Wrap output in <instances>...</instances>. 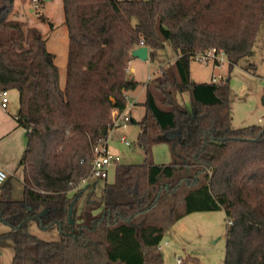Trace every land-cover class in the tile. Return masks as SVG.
Here are the masks:
<instances>
[{"label": "trees", "instance_id": "1", "mask_svg": "<svg viewBox=\"0 0 264 264\" xmlns=\"http://www.w3.org/2000/svg\"><path fill=\"white\" fill-rule=\"evenodd\" d=\"M61 1L63 85L41 32L17 18L14 0H0V90H17L16 122L27 135L21 178L7 174L0 184L8 227L0 238L13 241L11 264H163L156 247L164 232L191 212L218 209L226 217L223 264H264V124L233 127L228 78L198 82L189 70L210 47L224 50L229 68L255 70L264 0ZM140 45L149 59L166 45L175 53L145 83L138 121L141 142L168 141L175 157L116 163L114 181L105 178L71 224L68 206L82 194L111 112L124 110L126 92L140 84L128 71ZM153 127L157 139L149 140ZM32 220L56 226L59 238L31 234Z\"/></svg>", "mask_w": 264, "mask_h": 264}, {"label": "rangeland", "instance_id": "2", "mask_svg": "<svg viewBox=\"0 0 264 264\" xmlns=\"http://www.w3.org/2000/svg\"><path fill=\"white\" fill-rule=\"evenodd\" d=\"M38 8H34L33 0H14V12L17 18L24 21L26 26L36 27L46 39L47 49L55 55V64L58 67L60 84L63 85L66 75L67 61V31L63 23V8L61 0H38ZM40 14L46 20L40 18ZM51 23V25H50ZM255 55L251 58L255 63L254 69H246L242 65L229 68L227 60L220 64L210 61L192 60L189 65L191 79L198 82L211 81L212 74L228 78L230 89L231 124L233 127H242L254 124H264V27H262L255 45ZM175 53L166 45L157 52L153 59L140 60L132 58L129 68L133 69V77L140 81L135 90L127 93V106L131 110L132 121L125 128H112L107 137V150L118 156V164L150 163L168 164L176 154V149L168 141H149L147 145L139 139L141 131L139 120L145 112L142 101L145 97V83L151 76L157 74L161 65L171 60ZM11 106L19 107V97L16 89L8 90ZM188 101L187 92L183 94ZM155 128H151L148 139H157ZM124 135L129 145L120 140ZM115 165L108 169L107 182L114 181ZM20 170V169H19ZM22 172L20 170L19 177ZM89 181H95L89 178ZM104 179H97L94 193L101 195ZM84 187L83 184L80 185ZM73 194V192L71 193ZM86 194H81L77 202L76 216L85 205ZM8 227L0 222V233ZM28 230L36 237L50 241L59 238L56 226L40 229L35 221L28 222ZM226 217L223 209L210 211H196L184 215L175 221L165 232L162 240L156 247L163 255V264H223L226 249ZM14 253L13 241L10 238H0V264H11ZM180 258L181 262L177 259ZM28 264H32L28 262Z\"/></svg>", "mask_w": 264, "mask_h": 264}, {"label": "built area", "instance_id": "3", "mask_svg": "<svg viewBox=\"0 0 264 264\" xmlns=\"http://www.w3.org/2000/svg\"><path fill=\"white\" fill-rule=\"evenodd\" d=\"M38 4H39L38 0H33L34 8H38ZM194 59L199 61H206V62L210 61L213 64H220L224 59H226V54L224 50L221 48L210 47L204 51L197 52L194 56ZM220 79H223L222 75L215 76L212 74L211 76L212 82H217ZM8 101H9L8 90L6 89L0 90V106L2 108H6ZM131 120L132 118L130 116L128 106H126V108L121 111L117 109H113L111 112L110 130L112 128H125L127 124L131 122ZM120 140L126 145L130 144L126 140V137L124 135L120 136ZM106 141L94 147L93 149L94 155L91 160L90 173L88 176L82 177L80 179L79 185L89 182V178H92L93 180L107 178L109 167L111 165H115L116 163H118L119 157L109 153V151L107 150ZM6 177H7V172L2 167H0V184L3 183ZM160 247L161 246L158 245V248ZM177 261L181 262V259L178 258Z\"/></svg>", "mask_w": 264, "mask_h": 264}, {"label": "crops", "instance_id": "4", "mask_svg": "<svg viewBox=\"0 0 264 264\" xmlns=\"http://www.w3.org/2000/svg\"><path fill=\"white\" fill-rule=\"evenodd\" d=\"M132 70L133 69L129 68V63H128V71L133 73ZM190 77L192 78L191 74ZM192 80L195 81V79ZM128 92L129 91L126 92V97ZM144 99L142 101H137V102L135 101V103L142 104ZM131 110L132 109L129 108V113H131ZM17 111H18V107L11 106L10 100L8 101L6 108H2L0 106V167H2L7 172V174H13L19 177L20 170L16 168L18 161L25 149L27 142V135H26V130L21 126L17 125L16 122ZM143 115L144 114H142L141 116L143 117ZM96 183L97 180L89 181L83 184L84 187L82 188V194H86L87 197L86 201L91 193L95 195L94 190ZM72 192L73 191H70L69 195H71ZM78 200L79 199H77V201L73 204V213H72L73 219L76 218V207Z\"/></svg>", "mask_w": 264, "mask_h": 264}, {"label": "water", "instance_id": "5", "mask_svg": "<svg viewBox=\"0 0 264 264\" xmlns=\"http://www.w3.org/2000/svg\"><path fill=\"white\" fill-rule=\"evenodd\" d=\"M131 56L133 58H138L140 60H146V59H148V56H149L148 47L146 45H140V46L134 48L131 51ZM72 213H73V201L70 202V204L68 206V219H69V222L71 224L74 221V219L72 218Z\"/></svg>", "mask_w": 264, "mask_h": 264}]
</instances>
